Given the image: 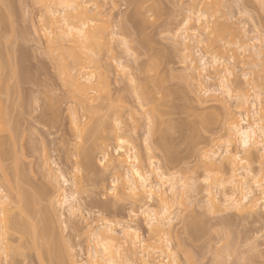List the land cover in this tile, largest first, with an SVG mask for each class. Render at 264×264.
Masks as SVG:
<instances>
[{
	"label": "rangeland",
	"instance_id": "374dc122",
	"mask_svg": "<svg viewBox=\"0 0 264 264\" xmlns=\"http://www.w3.org/2000/svg\"><path fill=\"white\" fill-rule=\"evenodd\" d=\"M201 1L204 3L202 4ZM201 1L200 4L193 3L192 0H96V4L98 3L97 5L102 11V19L99 18L100 16L96 17L97 23L101 25L102 29L107 30L108 33L106 30L103 31L108 35L106 34L107 37L105 35L106 42L104 41L100 50H96V54L100 52L95 56L100 69L95 60L92 63L96 65L89 64V69L86 68L85 71L92 72L94 79L99 78L97 81L100 80V76L106 75L103 80L101 77V82H110V84L103 86V83L99 82L107 88H103L104 91H102L103 89L100 90L99 86L100 89L96 88L90 92L92 97L88 94V97L82 98L84 105L81 109L82 103L79 105L80 103L77 101L79 107L74 105L73 97L77 96L76 92L69 85H67L68 90L65 86L66 83L64 85L66 77L55 55L48 48V34L44 30L47 21L46 7L56 8V5L50 0H0V64L2 65H0V108L2 109H0V117H2L0 118V160H2L0 161V187L2 186L1 188L6 191L7 187L5 186L8 185L9 188L12 186L13 188H11L14 189L15 183H17L18 187L27 189L28 192H32L37 187H41V189L45 187L46 189L43 188L46 190L45 192L49 190L46 193L48 195L44 194L42 199L37 201V205L45 206L47 211L53 208L50 205V200L52 201L57 193H54L57 190L56 183L54 180L51 182L50 175L48 176L50 171L51 174L55 173L54 175L64 174L68 180L73 182V185L75 183L74 188L85 193L81 196L79 205L83 209L82 213H78L74 216L75 218H67L63 225L59 221L60 224L54 222L55 247L61 248L57 249L59 253L62 252L60 263L70 264L66 257L68 256L66 251L70 248L72 252H68L74 254V256L71 255L76 264H84L86 260L89 262L87 252L94 245L89 228L100 224L103 216L104 177L107 176V182L110 185L112 178L123 174L125 168L121 167L120 170V167H117L116 172L114 171L115 167L113 169V162H110L115 158L112 154L116 156L117 144L114 133L117 135V131L115 132L117 120L121 124L119 129L121 135L119 136H124L123 138L130 142L127 145L128 148L135 147L143 168L147 167L149 159H152L156 163L159 162L162 171L168 178H174L178 185H185L184 202L182 200L180 202L177 198L176 202L173 198L169 199L173 200L172 203L170 202V211H174L173 214H178V217L172 224L171 236L168 238L171 239L172 251L174 250L173 252L176 253L180 264H231L233 260L245 259L250 264L252 262L260 264L264 260V256L261 255L264 250V239L261 238L264 234V207L259 206L258 200L257 206L253 210L251 208L226 209L225 207L210 210L204 198L207 195V185H211L213 194L218 193L219 198H222L223 191L225 193L230 191V186L219 188L218 183L215 184L217 181L214 180L218 176H214L216 173H213V180L209 179L205 183L207 173L200 158L203 151L212 147L217 148L213 145L215 142L221 145V141H226L225 126L229 120L230 112L235 114L238 122L241 120V112L244 116L246 114L245 120L251 122L253 107L247 105L244 109L240 108V102L236 101L235 93L231 100L225 95L218 94L216 91L218 81L215 82L214 87H208L211 83L209 78L204 80L206 81L204 88L210 89L211 92L205 95L203 89L200 90L201 88L196 86V79L193 80L194 77L198 78L197 74L187 68L188 63H185L183 57L184 46L180 37L176 36L183 21L188 19L189 13H193L196 18L197 14L206 10L204 6L213 4L220 7V12L218 10L217 13L215 12L216 14H213L215 17H211L207 13L211 29L215 23L221 26L220 35L203 32L209 41L205 42L201 56H209V49L212 48L211 55L218 53L220 58L227 55L230 61L235 59L236 63L232 72L235 74L237 70L239 71V80L242 84V88L238 91L240 94L242 93L241 95L247 93L250 100H255V93H261V90L264 89V46L259 42L261 37L258 31L264 24V7H261L262 0ZM224 1H227V4ZM45 2L47 3L44 4ZM228 22L236 24L239 32L235 29V25L233 28ZM90 24L93 25L94 22L90 21ZM197 28L203 29L204 24L191 26L188 36H191L192 30ZM243 29L246 30L243 31ZM230 31L232 32L230 33ZM113 32L118 37L129 41L128 48L122 47L119 40L113 41ZM168 32H171L172 40H178V42L169 43L161 39ZM111 33L112 36L109 35ZM223 34L226 36L224 37ZM108 36L109 39H107ZM198 40L195 45L197 49L201 48ZM189 43L192 52L195 53V59H198L200 56L196 55L192 41L189 40ZM214 45H216L215 48ZM229 45L231 48L226 52L225 49ZM116 62H120L123 68L129 69V72L121 71V67H117ZM94 68L96 72L92 71ZM71 72H75V70L71 69ZM244 74H247L246 81ZM98 90L102 91L101 100L95 99ZM46 91L47 94H45ZM37 92L41 93L43 101L39 111L36 110L35 96ZM69 92L74 96L69 95ZM52 93H55V101L52 98ZM90 98L91 100L94 98V101H91ZM74 99L76 101L75 97ZM74 107L78 116L74 113ZM256 107L259 114L264 117V104L260 101ZM71 114L77 116L75 118L80 123L78 135L73 127ZM7 124H11L10 127ZM146 134H149L151 152H148L144 142ZM105 147L109 150L106 153H110V155H108L104 172L101 174L96 169L99 167V157L106 150ZM124 148L127 149L126 145L123 146ZM253 155L255 159H253ZM259 156L258 146L252 147L250 164L256 168L257 175L260 173L262 160ZM82 157L85 160H91L92 169L84 168L81 164ZM116 158L118 157L116 156ZM218 164L220 163L217 162ZM221 164L224 166L225 173L230 172V167L225 161L222 160ZM125 166L128 167V165ZM15 170L18 172L17 174ZM109 170L111 175H108ZM2 171H4L5 177L2 175ZM225 173L221 175L228 177L229 173ZM6 177L9 181L11 180V185L8 180V184L6 180H3ZM15 179L17 182L14 181V185H12V181ZM55 180L58 181V179ZM2 181L5 183L3 184ZM190 186L193 188L188 190ZM168 187L169 182L165 183V189L168 191L167 196L172 197ZM12 189L9 193L12 196L10 199L14 211L18 213L19 204ZM94 190L101 191V196L88 194ZM259 192L258 189L254 190L255 198H260ZM154 196L157 198L156 195ZM157 202L156 199L157 207L155 204L152 208L154 211L159 208ZM38 207L35 206V209ZM138 208L137 205V211ZM249 209L251 210L249 211ZM115 212L116 209L113 206L114 214L110 218H103L107 219L109 223H113V226L119 222L129 223L128 212H123L119 216L115 215ZM37 213L39 220L38 217L42 216V213ZM30 214L22 212L24 217H30ZM64 216L67 217V213H64ZM24 217L22 220L27 222L29 218L26 217L27 220H24ZM33 217L34 215L30 217L32 223L37 221V219H35L36 221L32 220ZM137 219L139 223L136 224V228L139 229L140 237L145 241L143 244L159 246L158 238L151 237L152 234L145 224L143 215L138 218L133 217L131 222L135 223ZM65 224H67V230H65ZM88 226L89 228H87ZM60 227L64 228L60 229ZM116 227L117 232L120 227ZM11 234L13 236V233ZM24 234H16L17 236L14 234V237H8L10 245L14 248L12 251L14 253L10 254V251L7 259L3 255L0 256V263L48 264L50 259L45 252L48 244L44 241L41 243L43 239L33 241L30 235L26 233V237ZM62 236H66V238L64 239ZM31 248L33 249L31 250ZM38 248L43 249L44 252H40ZM132 250L129 248L130 252ZM42 253L46 255L42 256ZM139 255L141 256V254ZM150 256L151 259L163 261L164 255L156 252L155 254L151 253ZM132 264L141 263L138 261Z\"/></svg>",
	"mask_w": 264,
	"mask_h": 264
},
{
	"label": "bare ground",
	"instance_id": "6f19581e",
	"mask_svg": "<svg viewBox=\"0 0 264 264\" xmlns=\"http://www.w3.org/2000/svg\"><path fill=\"white\" fill-rule=\"evenodd\" d=\"M54 3V5H56V8H52L50 6H47L46 7V15H47V21L45 22V29L47 31V34H48V48L49 50L52 52L53 55H55L58 63L60 64L61 66V69H62V72L64 73L65 77H66V82H64V85L66 83V88L68 89L67 85L71 86L74 91L76 92V95L77 96H74L73 94H71V92H69L68 94L70 95H73L75 98H76V101L73 97V101L75 102L74 105H78V103H80L79 105H82L80 106L83 107V103H84V100L82 101V98H86L88 97V94L92 97V95L90 94L91 91H94V89L96 88H99L100 86V90H102L104 85H107L109 86L110 82L108 83H103L101 82V77H102V80L103 78L105 79L106 75L104 76L103 73L102 75L104 76H100V80L97 81L99 78L94 79L93 78V73L92 72H86L85 70L89 69L90 65L92 62H95L96 58L95 56L97 54H99L100 52H98L96 54V50H100V48L102 47V45L104 44V41L106 42V40L104 39L105 38V35L108 33L106 29H102L100 26L101 25H98L97 23V19L96 17L97 16H100L99 18H101V8L96 4V0H50ZM194 1V2H193ZM201 0H192L193 3L195 2H198L200 3ZM204 1V0H203ZM222 1V0H221ZM202 2V1H201ZM225 2V1H224ZM227 2V1H226ZM225 2V3H226ZM47 2H45L44 4H46ZM61 3H67V4H75L76 5V8L72 9V8H61L59 7V5ZM204 2H202L203 4ZM213 3V2H212ZM222 3V2H221ZM201 4V3H200ZM216 4V3H215ZM227 4V3H226ZM225 4V6H226ZM207 5V4H206ZM219 5V3H218ZM195 6V5H194ZM204 6V5H203ZM206 8V10L204 12H200L199 14L196 15V18L200 17L201 15H203L204 17H207V20L205 21L204 23V28L206 27H209V16H213V14H216L217 11L219 10L220 12V7H217L213 4H209L207 7L204 6V9ZM89 12H91V14H89ZM136 12V11H135ZM211 12V13H210ZM216 12V13H215ZM218 12V14H219ZM207 13L209 14V16H207ZM45 14V12H44ZM225 14V13H223ZM137 15V14H136ZM227 15V14H226ZM219 16V15H218ZM215 17V15L213 16ZM224 17V16H223ZM98 18V19H99ZM227 18V17H226ZM102 19V18H101ZM219 19V18H218ZM224 19V18H223ZM65 21H68V25L67 27H65ZM90 21L94 24H90ZM100 21V19H99ZM222 21V20H220ZM219 21V22H220ZM225 21V19H224ZM227 21V20H226ZM104 22V21H102ZM97 23V24H96ZM100 23V22H99ZM228 23H231V22H228ZM87 25V29H84V25ZM214 24V23H213ZM226 24V23H225ZM14 25V23H13ZM224 25V24H223ZM231 27H233V25L236 26V24H232L231 23ZM230 26V25H229ZM68 27H77V28H80L82 30H85L87 35H88V39L86 41H81V39L79 38V36H77L75 33H73L71 36H69L67 34V29ZM230 27V28H231ZM243 27V26H242ZM226 28V27H224ZM234 28V27H233ZM221 26L218 25V23L214 24L213 27H212V33H215V34H219L220 35V30H221ZM237 30V26L235 28ZM242 29V28H241ZM103 30H106V34L104 33L105 31ZM232 30V29H230ZM246 30V29H245ZM243 29V31H245ZM192 31H195V30H192ZM238 31V30H237ZM227 33V31H225ZM232 31H230L231 33ZM239 32V31H238ZM114 33V32H113ZM247 33V32H245ZM115 34V33H114ZM242 34V32H241ZM248 34V33H247ZM108 35V34H107ZM106 35V37H107ZM110 36H112V33L109 34ZM224 35V34H223ZM226 35H224L225 37ZM229 36V35H227ZM175 37V36H174ZM243 37V35H242ZM247 37V35H246ZM245 37V38H246ZM229 38V37H228ZM227 38V40H228ZM109 39V36L108 38ZM111 39V38H110ZM180 39H181V43L182 45L184 46V51H185V43H184V35L182 34L180 36ZM230 40V39H229ZM252 40V39H251ZM128 41V40H127ZM209 41V40H208ZM110 42V41H109ZM129 42V41H128ZM199 42V40H198ZM227 42V41H226ZM225 42V43H226ZM230 42V41H229ZM111 43V42H110ZM211 43V42H210ZM110 45V44H109ZM108 45V47H109ZM190 43H189V40H188V45H187V54H188V59L189 62L188 65H187V68L190 69L191 72H193V68L194 66H197V71H194L198 78L197 77H194L193 80L196 81V86L198 88H201L200 90L203 89V93H210L211 90L208 89V88H204L205 87V84L204 80L208 79L209 77L208 76H204L202 75V72L199 71L198 69V65H199V60L204 58L203 56H200L198 59H195L194 57V52H192V49L191 47L189 46ZM210 45V44H209ZM212 46V45H211ZM111 48V47H110ZM109 48V49H110ZM103 49V48H102ZM101 49V50H102ZM112 51V50H111ZM182 51V50H181ZM50 52V53H51ZM102 52V51H101ZM108 53V52H106ZM51 54V55H52ZM185 54V53H184ZM183 54V57L185 58V55ZM101 55V54H100ZM54 57V56H53ZM54 57V58H55ZM185 60V59H184ZM117 63V62H116ZM90 64V65H89ZM94 65V63H92ZM96 64H98V68L100 69V65L99 63L97 62L96 60ZM95 64V65H96ZM118 66L117 67H121L122 64H120V62L117 63ZM1 65V64H0ZM92 65V66H93ZM94 65V66H95ZM2 66V65H1ZM87 68V69H86ZM97 68V70H99ZM103 68V67H102ZM101 68V69H102ZM186 68V69H187ZM71 69H74L75 72H71ZM93 69V68H92ZM94 72L95 71V68L94 70H92ZM4 72V70H3ZM104 72V71H102ZM1 73V72H0ZM105 73V72H104ZM4 74V73H3ZM2 74V75H3ZM95 74V73H94ZM6 76V74H4ZM96 75V74H95ZM94 75V77H95ZM100 75V74H99ZM98 75V76H99ZM4 76V77H5ZM244 76H247V74H244ZM1 77V76H0ZM108 77V76H107ZM204 78V79H203ZM1 79V78H0ZM5 79V78H3ZM96 81H94V80ZM108 79V78H106ZM198 79V80H197ZM1 81V80H0ZM5 81V80H3ZM99 82H101V85ZM2 83V82H1ZM216 85V84H215ZM1 86V85H0ZM102 86V87H101ZM218 88H219V82H218ZM3 87V86H2ZM107 88V87H106ZM110 89V88H109ZM108 89V90H109ZM69 90V89H68ZM6 91V90H5ZM104 91V89L102 90ZM102 91H99L98 90V97L95 96V99H98V100H101L100 99V94ZM107 91V90H106ZM2 92V91H1ZM7 92V91H6ZM74 92V93H75ZM108 92V91H107ZM214 93V92H213ZM1 94V93H0ZM110 94V93H109ZM108 94V95H109ZM242 94V93H241ZM240 94V95H241ZM260 94L261 93H255L254 95V99L255 100H250V98L248 97L249 95L246 93V95H241L242 97L244 98H249L248 101L246 102L245 99H241L239 102H240V108L244 109L247 107V105H250L251 107H253L252 105V102H254L255 104V108H253V119L250 120L251 122L247 121L249 124H251L253 127H256L257 128V132L259 133V128L258 126L264 122V117H262L258 110H257V103L261 101L260 99ZM207 95V94H205ZM248 95V96H247ZM68 96V95H67ZM111 96V95H110ZM71 97V96H70ZM77 97H79L77 99ZM102 97H103V94H102ZM70 99V98H69ZM93 100H90L91 101H94V98H92ZM78 101V103H77ZM80 101V102H79ZM77 103V104H76ZM71 105V104H70ZM78 105V107H79ZM1 107V106H0ZM93 108V107H92ZM1 109V108H0ZM75 109V107H74ZM82 109V108H81ZM86 109V107L84 108V110ZM2 110V109H1ZM78 110V109H77ZM92 110V109H91ZM5 111V110H4ZM81 111V110H80ZM229 111V110H228ZM231 111V110H230ZM229 111V112H230ZM7 112V111H6ZM75 114L76 113V109H75ZM81 113V112H80ZM85 113H87L85 111ZM91 113V111H90ZM234 113V112H233ZM236 113V112H235ZM1 114V113H0ZM7 114V113H6ZM229 114V113H228ZM72 117H76L78 116H73V114H71ZM82 115V114H81ZM85 115V114H84ZM87 115V114H86ZM229 120H227V124L225 126V130L227 132V137L229 135H234V133H231L230 132V128L232 125H239V122L237 121L238 119L235 118V114H232V112H230L229 114ZM71 117V119L73 120V118ZM245 118L247 117L246 114L244 116ZM256 117V118H255ZM2 118V117H0ZM80 118V117H79ZM244 118V119H245ZM9 119V118H8ZM77 122H78V119H76ZM2 121V120H1ZM7 121V119H6ZM99 121V120H98ZM72 122V121H71ZM6 124V123H5ZM73 124V123H72ZM8 125V124H7ZM6 125V126H7ZM11 125V124H10ZM10 125H8V127H10ZM80 125V123L78 122V126ZM80 127V126H79ZM99 128V127H98ZM17 129V128H16ZM72 129V128H71ZM7 130V129H6ZM11 130V129H9ZM96 130V129H95ZM100 130V129H99ZM8 131V130H7ZM13 131V130H12ZM117 130H115L116 132ZM5 132V131H4ZM94 134V131L92 132ZM90 133V134H92ZM12 134V133H11ZM25 135V134H23ZM83 135V134H82ZM118 135V136H117ZM114 133V136L116 138V148H115V155L118 157L116 158V156H114L112 154L113 157H115L113 160L117 163H115L113 160L109 161L110 162H113L112 164H114L113 166V169L115 167V170L117 169V167L119 168L120 167V170H121V167H127L125 165H128L127 169H123V174H121L120 176L118 175L117 178H120L123 180V184L126 186L127 183H128V173L129 171L131 170L130 168V161H131V164L132 165H136L138 163V166H139V170H144L145 168H143L141 165V162H140V158H139V154L137 153V151L135 150V147L134 146H131L129 145L130 148H128V144L130 142H128V140L124 139L123 137L119 136L121 135L120 133L117 134ZM10 136V134H9ZM14 136V135H13ZM80 138V135L78 136ZM227 137H226V141H225V145H224V151H223V154H221V145L218 143V142H215V144H213L214 146H216L217 148H210L209 150H205L201 153V151L199 152L200 154V158L202 159V163L204 165L203 168H205V172L207 173L205 178H207L208 180L209 179H212L213 180V173H216L214 176L217 177L214 178V180H216L217 182L215 184L218 183V187L220 188H225V187H228L230 186V191L225 193L223 191L222 195L221 196L222 198H219L218 193L216 194H213V190L211 188V185H207L208 189H207V195L206 197H204L205 199V203L206 205L210 208L211 207V210H215L214 208H220V207H225L226 209H245V208H251L253 210L254 207L257 206V203H258V200L260 202V200L264 201V192H261L259 189V193L261 196H259L260 198H255V195H254V190L255 189V185H247L245 184V180L243 179V176H246L248 173L247 171H245L243 174L237 172V175L235 176V178H233V171H234V165L235 167L238 169L240 167V165L235 161L234 157L236 156V145H235V142L233 141V144L231 146V148L228 147L227 145ZM83 139V137H82ZM120 139H123L126 141V143L124 145H126L127 149H123V146L124 145H120L119 144V140ZM11 141V140H10ZM144 142H145V145H146V148L148 149V152H151V142L149 141V134H146L145 138H144ZM10 144V143H9ZM260 144V141L259 139H257L256 141V144L253 145L254 146H258ZM1 145V144H0ZM3 145V144H2ZM7 145V144H6ZM212 145V146H213ZM83 146V145H82ZM99 146V145H98ZM104 147V146H103ZM234 147V148H233ZM4 148V147H3ZM82 148V147H81ZM107 147H105L106 149ZM8 149V148H7ZM96 149V148H94ZM117 149H120V154H117ZM85 150V148H84ZM93 150V149H92ZM104 150V149H103ZM108 149H106L103 154L102 152V155L101 156H107L109 157L108 155H110V153H106ZM12 151V150H11ZM97 151V149H96ZM95 151V153H96ZM109 151V150H108ZM220 151V152H219ZM3 152V151H2ZM5 152V151H4ZM13 152V151H12ZM93 152V151H92ZM260 152V158H264V150H259ZM84 153V151H83ZM6 154V152H5ZM2 155V154H1ZM98 155V154H97ZM8 156V155H7ZM82 156V155H81ZM207 157H211V159H207ZM1 158V157H0ZM84 159V157H82ZM78 159V158H77ZM82 159V163L84 168L86 169H89L91 168L92 169V165L93 163H91V160H83ZM116 159V160H115ZM26 160V159H25ZM225 161V163H227L230 167V172L226 171L229 173L228 177H223L221 174L222 173H225L224 172V166L223 164H221V161ZM251 160H252V148L247 152L245 153V163L246 165L243 166L245 169H247L248 165H250L251 163ZM2 161V160H0ZM108 161V162H109ZM153 162L152 159H149V163L148 165H146L147 167V171L151 172L152 173V180H153V187H157L158 190H156L154 192V195L157 196V200L159 203L158 207L161 206L162 203H167L168 205V209H169V220L171 221L170 223L167 224V227H161L158 223H155V224H152V227H149V224L152 223L150 220L147 219L146 216L143 215L144 217V220L146 221L145 224H147L148 226V229H150V233L152 234L151 237H157L158 238V241L160 242V245L159 246H154V245H144L145 244V241L140 238V242L139 244L137 245H133V241H135L137 239L136 235H135V232H132L131 234H129V231H128V228L127 227H121L122 224H126V223H115V226L117 227H120L119 231L117 230L116 232V229H115V226H113V223H109V226L110 228H102L100 226V224H97L95 227H90L89 226L87 228H89L90 230V236L92 237V241L94 243V245H92L93 247L89 249V252L88 253V260L90 262V264H132V263H135V262H138L140 261L141 264H180L179 263V259L177 258L176 256V253L172 251V242H171V239L170 236H171V230H172V224L173 222L176 220V218L178 217V214L171 212L170 209H171V203L173 200H169L170 198L174 199V201L177 199H179V201L181 202H184V195L186 193V190L184 189L185 185L184 184H177L178 182L176 180H173L170 182L169 178L166 176V174L162 171V168L159 164V162H155L156 164V168H153ZM217 162H219L220 164L217 165ZM127 163V164H126ZM47 164V163H46ZM45 164V165H46ZM116 164V165H115ZM77 166V165H76ZM112 166V165H111ZM2 167V166H1ZM3 169V168H2ZM5 169V168H4ZM48 170V169H47ZM118 170V169H117ZM119 170V171H120ZM56 171V169H55ZM59 171V170H58ZM61 171V170H60ZM78 171V169H77ZM157 171L163 173L162 175H157ZM4 171H2L3 173ZM48 172V171H47ZM88 172V171H87ZM117 172V171H116ZM15 173L17 174L18 172L15 170ZM48 176L50 175V181L54 180V182L56 183L57 185V190H53L55 191L54 193H60L61 195L63 194L64 190H65V186H64V181L63 179H60V177H64L66 178V176L62 173H60L59 175H54V174H51V171L48 172ZM210 173V175H209ZM228 173H225V174H228ZM8 174V173H6ZM220 174V176H219ZM2 175H4L3 177H5V174L3 173ZM12 175V173H11ZM73 175V174H72ZM123 175V177H122ZM7 176V175H6ZM14 176V175H13ZM19 176V175H18ZM56 176H58L56 178ZM2 177V178H3ZM10 177V176H8ZM19 177H17L18 179ZM34 178V177H33ZM48 178V177H46ZM74 178V177H73ZM135 178V177H134ZM10 179V178H9ZM24 179V178H23ZM55 179H58L55 180ZM76 179V178H75ZM83 179V178H82ZM3 180H6L7 184H8V178H4ZM8 180V181H7ZM20 180V179H18ZM46 180V179H45ZM48 180V179H47ZM11 181V180H10ZM9 181L10 185H11V182ZM14 181H12V185H14ZM21 181V180H20ZM24 181V180H22ZM51 181V182H52ZM76 181V180H75ZM74 181V182H75ZM82 181V180H81ZM3 184L5 183V181H2ZM17 182V181H16ZM49 182V180H48ZM83 182V181H82ZM169 182V191L171 192V196H167V192L168 191H165V183H168ZM20 183V182H18ZM22 183V182H21ZM54 183V185H55ZM180 183V182H179ZM2 184V183H1ZM16 186L14 187V189H12L13 187L10 186V188L7 186V189L6 191H4L1 187H0V205H2V207H0V211L3 212V217L2 219H0V256L3 255V257H5L6 259L8 258V253L11 251L10 254H13L14 252L12 248V246L10 245L9 241H8V237L10 238L12 236L11 233H13V236L14 237V234H24V236L26 235H30L32 238H33V241H35L36 239L38 240H41V243H43L42 241L46 242L48 244V247H47V256L49 257V261L51 262V264H59L60 263V254L59 253V250L58 249H61V248H56L55 245V238L56 237V234L54 233L53 231V226H54V222H61L62 225L64 224V220L62 221L60 219V215H58V213L53 209L51 208V212L50 211H47V208L45 206V208L43 207H40V205L38 204L37 205V201L39 199H42V197L44 196H47L46 193L49 191L47 190V192H45L46 189L45 187H43L41 189V187H37L35 190H33L32 192H28V190L26 191L24 188H20V186L18 187V184L15 183ZM36 184V183H35ZM53 185V184H52ZM55 185V186H56ZM59 185V187H58ZM75 185V183H74ZM4 186V185H3ZM25 186V185H24ZM50 186V185H49ZM193 186V185H192ZM12 187V188H11ZM26 187V186H25ZM52 187V186H51ZM75 187V186H74ZM195 187V186H194ZM9 188V189H8ZM17 188V189H15ZM53 188H56L53 186ZM80 188V187H79ZM193 187H189L188 190H191ZM14 190L15 194H16V198H17V201H18V204H19V209H18V213H16L14 211V208L12 206V201H11V197L9 193H11V190ZM34 189V188H33ZM81 189V188H80ZM17 190V191H16ZM7 191H10L7 193ZM193 191V190H192ZM191 191V192H192ZM216 191V189H215ZM45 192V193H44ZM53 193V192H52ZM56 193V195H57ZM188 194V193H187ZM53 195V194H52ZM55 195V196H56ZM14 196V195H13ZM54 196V197H55ZM53 197V198H54ZM186 197V196H185ZM186 199V198H185ZM184 200V201H183ZM53 201V200H52ZM52 201L50 200V205H52ZM171 202V203H170ZM176 202V201H175ZM41 203V202H40ZM174 203V202H173ZM176 204V203H175ZM173 205V204H172ZM35 206H39L38 208L35 209ZM181 206V205H180ZM53 207V205H52ZM145 207H147V204H145ZM156 207H157V204H156ZM173 209H174V206H173ZM249 209V211L251 210ZM255 209V208H254ZM137 210V209H136ZM175 210V209H174ZM41 212L42 213V216L38 217L39 220L37 219V215L38 213L37 212ZM138 211H139V208H138ZM152 211H154L152 209ZM22 212H26V214H32L34 212V214H30V217H33L32 220H35L37 219L36 222L32 223L30 217H28L29 221L26 219V217L22 216ZM176 212V211H175ZM35 213H36V218H35ZM182 213V212H181ZM78 215V214H77ZM88 215V213H87ZM22 217H24L23 219L24 220H27V222L23 221L22 220ZM87 217V216H86ZM75 218V217H74ZM85 218V217H84ZM106 218V217H105ZM133 218V217H132ZM60 219V220H59ZM72 219V218H71ZM89 219V218H88ZM81 220V219H80ZM157 220H159V214H157ZM31 221V222H30ZM58 222V223H59ZM80 222V221H79ZM94 222V221H93ZM129 222V221H128ZM53 223V224H52ZM57 223V225H58ZM92 223V222H91ZM199 223V222H198ZM202 223V221H201ZM30 224V225H29ZM60 224V223H59ZM80 224V223H79ZM117 224V225H116ZM189 224V223H188ZM56 225V226H57ZM61 225V226H62ZM92 225V224H91ZM90 225V226H91ZM119 225V226H118ZM94 226V225H92ZM58 227V226H57ZM56 227V228H57ZM116 227V228H117ZM64 228V227H63ZM60 227V229H63ZM199 228V227H198ZM76 229V228H75ZM137 229V228H136ZM139 230V229H138ZM10 231V232H9ZM12 231V232H11ZM62 231V230H60ZM63 232V231H62ZM11 234V235H10ZM9 235V236H8ZM26 235V237H27ZM55 235V236H54ZM60 235V234H59ZM119 235V236H118ZM17 236V235H16ZM94 236H101L103 237V239H107L111 242V245L112 247H110V251L108 253H104L103 251V248H98L97 246V242L96 240L93 238ZM129 236H131V238H129ZM169 236V238H168ZM64 239L66 238V236H62ZM91 239V238H90ZM150 239V238H149ZM26 240V239H24ZM63 240V239H62ZM58 241V240H57ZM61 241V240H60ZM64 241V240H63ZM91 241V240H90ZM148 241V240H147ZM31 242V241H30ZM103 242V241H101ZM55 243V244H54ZM92 243V242H91ZM144 243V244H143ZM58 244V243H57ZM66 244V243H65ZM31 245V244H30ZM34 245V243H33ZM44 245V244H43ZM46 245V244H45ZM68 245V244H67ZM66 245V246H67ZM38 246V245H37ZM41 246V245H40ZM65 246V247H66ZM142 246V247H141ZM30 247V246H29ZM34 247V246H33ZM39 247V246H38ZM43 248V247H42ZM46 248V247H45ZM73 248V247H72ZM77 248V247H76ZM75 248V249H76ZM129 248L133 249L132 252L129 251ZM33 248H31L32 250ZM39 249V248H38ZM30 250V252H31ZM34 250H35V247H34ZM40 252H44L43 249H39ZM42 250V251H41ZM66 250V249H64ZM37 251V250H36ZM68 251H71V248L70 250L68 249ZM66 251V254H68L67 259H69V263L70 264H76L75 262V259H74V254L70 253ZM65 252V251H64ZM68 252V253H67ZM156 252H158V254L160 253L161 255H164L163 256V261H158V260H155L154 258H150L151 256V253L155 254ZM37 253V252H36ZM35 253V254H36ZM91 253V255H90ZM73 256H72V255ZM141 254V256L139 255ZM42 256L44 255V253L41 254ZM46 255V254H45ZM44 255V256H45ZM10 256V255H9ZM38 256V255H37ZM12 257V256H11ZM76 257V256H75ZM2 258V257H1ZM15 258V256H14ZM46 258V257H45ZM44 258V259H45ZM65 258V257H64ZM63 258V259H64ZM6 259H4L6 261ZM39 259V258H38ZM48 259V258H47ZM157 259V258H156ZM2 260V259H1ZM10 260V258H9ZM40 260V259H39ZM167 260V261H165ZM3 261V260H2ZM48 261V260H46ZM62 261V260H61ZM87 261V260H86ZM165 261V262H164ZM35 262V261H34ZM49 262V263H50ZM84 262V261H83ZM167 262V263H166ZM9 263V261H8ZM48 263V264H49ZM62 263V262H61ZM60 263V264H61ZM64 263V262H63ZM62 263V264H63ZM81 263V262H80ZM1 264V263H0ZM5 264V263H4ZM40 264V263H39ZM46 264V263H45ZM65 264V263H64ZM82 264V263H81Z\"/></svg>",
	"mask_w": 264,
	"mask_h": 264
},
{
	"label": "snow or ice",
	"instance_id": "6c2138e0",
	"mask_svg": "<svg viewBox=\"0 0 264 264\" xmlns=\"http://www.w3.org/2000/svg\"><path fill=\"white\" fill-rule=\"evenodd\" d=\"M43 7V6H42ZM61 8H76L75 4H67L61 3L59 5ZM107 7V5H105ZM261 7H264V0L261 2ZM207 17L201 15L198 18H194L193 13L188 14V19L183 21L180 29L177 31L176 36L179 38L181 34L184 35V43H185V63H189L188 54H187V45L188 40L192 41L193 49L196 51L197 56H201L202 49L205 45V42L208 40L207 36L203 35V32H212L210 27L206 28H197L192 32L191 36H188V31L191 26L194 25H203ZM68 21H65V27H67ZM84 29H87V25H84ZM260 33V43L264 46V24L261 25L258 30ZM75 33L81 41H86L88 39V35L85 30H82L77 27H68L67 34L71 36ZM113 41L119 40L120 44L124 48H128V41L124 40L122 37H118L116 34H113ZM161 39L168 41L169 43L178 42L172 40L171 32L165 33ZM197 39H199L201 48H195L197 43ZM255 42V41H254ZM238 46V45H237ZM214 48L216 45L213 46ZM231 48V45L227 46L225 51L227 52ZM213 49H209L210 55L204 57L199 60L198 69L203 73L204 76H208L211 83L208 87H214L215 82H219V88L216 89L217 93L220 95H225L231 100L233 98V94L235 93V99L239 102L241 99H245L246 102L249 98H244L240 95L239 89L242 88V84L239 80V71L234 74L232 72L233 67L235 66V59L229 60L227 55L223 58H220L219 54L211 55ZM243 51V49H241ZM131 55V53H129ZM121 71L128 73L129 69L123 68L121 66ZM193 71H197V66H194ZM231 78V79H230ZM244 80H247V76H244ZM47 94V91L46 93ZM208 94V93H205ZM52 98L55 101V93H52ZM261 103L264 104V89L261 90L260 94ZM36 100V110L39 111L41 105L43 103L41 99V93L37 92L35 96ZM253 108H255L254 102H252ZM116 130L117 134H119V129L121 128V124L119 120L116 121ZM73 127L76 129L77 135L79 134L78 122L75 117H73ZM259 133L257 132V128L253 127L244 119V114L241 112V120L239 125H232L230 128V132L234 133V135H229L227 137V145L231 148L233 141L236 145V156L234 157L235 161L240 165L237 169L234 165L233 178L237 175V172L243 174L247 171V175L243 176L245 180V184L247 185H255V189H259L261 192H264V158H262L260 163V173L256 174V168L253 165H248L247 169L243 166L245 164V153H247L253 145L256 144L257 139H259L260 144L258 145V150H264V122H262L259 126ZM126 143L125 140L120 139L119 144L124 145ZM225 141H221V154L224 151ZM120 149H117V154H120ZM207 159H211V157H207ZM253 159H255L253 155ZM108 160L107 156L99 157V167L96 169L97 172L103 174L106 161ZM131 170L128 173V183L125 186L123 184L122 179H118L116 177L112 178V183L109 185L107 182V176L104 177V188L102 192V203H103V216L100 222V226L102 228H110L109 221L104 219L103 217H111L113 213V206H115L116 212L115 215H122L123 212H128V220L129 223L122 224L121 227H127L129 234L135 232L137 239L133 241V245H137L140 242V231L136 229V224L139 223V220L135 223H132V217H139L140 215H144L150 220L152 223L149 224V227H152V224L158 223L161 227H167V224L171 221L169 220V209L167 203H162L159 208L155 211H152V208L156 204V198L154 196V192L158 190L157 187H153L152 173L147 171V168L139 170L138 163L136 165H132L130 161ZM153 168H156L155 162H153ZM163 173L157 171V175H162ZM108 175H111V171L109 170ZM210 175V173H209ZM135 177V178H134ZM63 179L65 190L61 195L59 192L53 198L52 205L53 209L60 215L62 220H66L67 218L74 217L78 213H82L83 209L79 207L81 196L85 193H82L78 188H74L73 182L68 180L67 178L60 177ZM170 182L174 180V178H169ZM208 182L206 178L205 183ZM59 187V185H58ZM253 189V190H255ZM167 191V189H165ZM89 195H95L97 197L101 196V191L94 190L93 192H89ZM147 204V207H145ZM137 205L139 206V211L136 210ZM259 206L264 207V201L259 202ZM2 207V205H0ZM129 209H131L129 211ZM211 210V207H210ZM64 213H67V217L64 216ZM157 214H159V220H157ZM3 217V212L0 211V219ZM65 230H67V224H65ZM96 242L98 248H103L104 253H108L110 251V247H112L111 242L107 239H103L101 236L93 237ZM131 238V236H129ZM262 239H264V234H262ZM103 241V242H101ZM251 245V242H249ZM91 255V253H90ZM261 255L264 256V250H262ZM84 264H89L88 261H85ZM231 264H250L248 260H240L231 261ZM255 264V262H252ZM260 264H264V260L260 262Z\"/></svg>",
	"mask_w": 264,
	"mask_h": 264
}]
</instances>
